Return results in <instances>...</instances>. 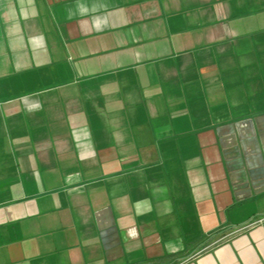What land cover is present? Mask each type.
Wrapping results in <instances>:
<instances>
[{
  "label": "crops",
  "instance_id": "obj_1",
  "mask_svg": "<svg viewBox=\"0 0 264 264\" xmlns=\"http://www.w3.org/2000/svg\"><path fill=\"white\" fill-rule=\"evenodd\" d=\"M0 264H264V0H0Z\"/></svg>",
  "mask_w": 264,
  "mask_h": 264
}]
</instances>
